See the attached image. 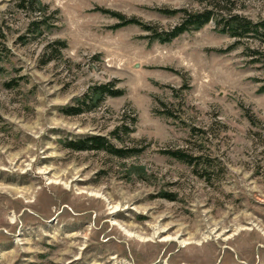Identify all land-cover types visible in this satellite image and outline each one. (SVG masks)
Returning <instances> with one entry per match:
<instances>
[{
	"label": "rangeland",
	"instance_id": "obj_1",
	"mask_svg": "<svg viewBox=\"0 0 264 264\" xmlns=\"http://www.w3.org/2000/svg\"><path fill=\"white\" fill-rule=\"evenodd\" d=\"M22 1L0 0V264H264V45L215 20L160 43L98 10L165 32L183 15L158 9L205 0H39L35 32ZM230 1L264 21V0ZM102 84L123 93L65 113ZM90 136L141 152L66 145Z\"/></svg>",
	"mask_w": 264,
	"mask_h": 264
},
{
	"label": "trees",
	"instance_id": "obj_2",
	"mask_svg": "<svg viewBox=\"0 0 264 264\" xmlns=\"http://www.w3.org/2000/svg\"><path fill=\"white\" fill-rule=\"evenodd\" d=\"M205 1H208L210 6L203 9L202 11L189 12L184 9H158L157 11L165 15H176L178 13H181L183 15L182 20L178 25L165 32H158L155 27L144 24L135 17L128 18L121 13L102 8H98V10L100 12L109 14L118 21L117 24L113 26V29H118L128 25H136L143 30L150 32V37L152 38V40H156L160 43H168L184 32L199 30L204 25L208 24L211 20H215L219 32L235 38L237 42H240L242 39H254L264 45V21L253 23L243 16L233 14L231 8L228 7L232 5V2L230 0ZM20 7L24 9H34V7H36L37 13H39L38 18L40 19L32 20V22L30 23L29 26L33 32L39 31L40 26L47 23V18H45L47 6L43 5L39 0H23L20 3ZM2 38L3 35L0 32V39ZM59 45L60 47L65 46L63 42H59ZM254 55L258 56V61L263 60L264 62V54ZM261 91H264V86L261 88ZM122 93L123 92L121 90L113 88L111 84H102L89 87L88 91L81 98L75 99L76 104L69 110H66L65 113L67 115L76 116L84 112L94 111L101 106L107 96L118 97L122 95ZM66 145L69 149L74 151H105L119 158L130 157L141 152V150L137 149H124L115 147L102 136H90L81 138L78 140L69 141ZM163 153L177 160L184 161L188 165H198V156L188 154L185 151L165 150L163 151ZM164 197L169 200H174L169 194H165Z\"/></svg>",
	"mask_w": 264,
	"mask_h": 264
}]
</instances>
